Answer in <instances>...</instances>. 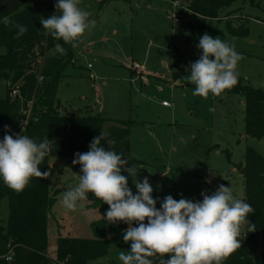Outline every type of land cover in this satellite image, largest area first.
<instances>
[{"label":"rangeland","instance_id":"374dc122","mask_svg":"<svg viewBox=\"0 0 264 264\" xmlns=\"http://www.w3.org/2000/svg\"><path fill=\"white\" fill-rule=\"evenodd\" d=\"M181 4L186 9L177 13L178 8L165 0H80L95 26L85 31L76 47L71 46L73 57L58 83L56 98L61 111L132 121L129 152L143 162L126 167L137 172V180L148 177L161 183L152 187L154 199L171 195L195 202L202 200L201 192L211 194L224 185L242 200L243 182L236 165L244 162L247 146L264 154V137L244 133L240 95H193L188 66L199 59L196 45L207 33L234 45L242 55L236 71L244 83L264 88V0H234L216 17L199 15ZM50 16L49 5L43 3L42 19ZM185 22L196 26L184 30ZM229 25H244L247 34L233 36ZM41 30L46 32L43 26ZM56 52L49 49L46 56ZM132 62L139 63L143 73L131 68ZM174 72L180 73L177 79L172 78ZM7 86L0 78V98L6 96ZM72 161L49 159L54 164L48 187L59 189L47 218L49 255L55 253L58 236L94 237L90 223L102 217L98 208L88 207L96 199L91 192L74 212L61 206L63 193L78 184L81 174L80 165ZM122 174L135 194L133 177L123 170ZM7 216L8 200L2 197L0 221ZM128 250L130 244L110 240L107 253L87 264H122L119 254Z\"/></svg>","mask_w":264,"mask_h":264},{"label":"trees","instance_id":"16d2710c","mask_svg":"<svg viewBox=\"0 0 264 264\" xmlns=\"http://www.w3.org/2000/svg\"><path fill=\"white\" fill-rule=\"evenodd\" d=\"M105 1L100 0V3ZM165 1L171 4L175 0ZM178 1L185 2L191 12L216 17L221 8L234 0ZM43 3L49 5L51 15L58 14L54 8L56 0H0V78L8 84L6 96L0 98V139L5 135V125L9 135L25 134L36 142L47 137L51 151L39 166L41 172H49V159L52 157L73 160L75 153L87 152L88 145L100 132L104 133L101 143L106 149L121 153L130 165L142 163L129 152L131 120L60 110L57 87L73 51L70 44L41 30ZM17 24L27 27L22 36L17 35ZM194 26L193 22L183 24L184 30L188 31ZM228 31L233 36H244L247 27L229 25ZM58 43L66 50L65 53L46 56V51L55 49ZM179 74L174 72L172 78L177 79ZM14 88L17 93L11 96ZM223 93L243 98L244 133L253 138H263L264 88H254L238 77L236 85ZM227 158L229 160V153ZM236 168L243 182L242 200L251 205L253 212L248 214L249 223H244L238 237L241 246L222 264H264V154L247 146L244 162L237 163ZM58 190L48 187V176L32 177L21 192L0 181V199L7 197L8 200V216L5 221H0V264H87L107 253L110 240L124 242L123 232L128 225L106 222L104 214L109 206L96 198L88 205L98 208L102 214L101 218L90 223L94 237L58 236L55 253L49 255L47 218ZM156 207H160L159 202ZM144 223H147V218ZM250 226L252 232H249ZM9 250L12 255L7 261L3 256Z\"/></svg>","mask_w":264,"mask_h":264},{"label":"clouds","instance_id":"9594fccd","mask_svg":"<svg viewBox=\"0 0 264 264\" xmlns=\"http://www.w3.org/2000/svg\"><path fill=\"white\" fill-rule=\"evenodd\" d=\"M79 4L80 0H56L54 8L59 15L40 20L43 30L76 47L85 31L95 26V21L89 20L90 11ZM16 27L18 36L27 31L24 25ZM196 47L201 55L188 66L189 80L195 85L193 95L219 96L236 85V69L243 57L234 45L204 33ZM55 49L60 54L66 51L59 43ZM8 132L5 125V135L0 139V181L21 192L32 177L49 175L41 172L39 166L51 146L47 137L36 142L25 134ZM102 140L104 133L100 132L88 145L87 152L75 153L72 163L80 165L79 182L63 193L60 203L63 209L74 212L83 207L89 192L106 203L109 208L104 214L105 221L128 225L122 238L130 244V250L119 254L122 264H222L241 246L238 239L241 225L249 223L247 216L253 209L234 197L231 187L219 185L211 194L201 192L202 200L195 202L176 200L171 195L163 200L154 199L148 177L135 179L137 172L126 167L128 159L106 149ZM122 170L133 177L135 194Z\"/></svg>","mask_w":264,"mask_h":264},{"label":"built area","instance_id":"2783aa9c","mask_svg":"<svg viewBox=\"0 0 264 264\" xmlns=\"http://www.w3.org/2000/svg\"><path fill=\"white\" fill-rule=\"evenodd\" d=\"M171 5L175 8H178V10L179 9H186L185 5H182L181 2L178 0L172 1ZM87 66H90V64H88ZM130 67L133 69H137L139 71L141 69V66L139 65V63H136V62H132L130 64ZM16 93H17V89L16 88L12 89L11 96H14ZM162 104L164 105V104H166V102L163 101ZM11 255H12V251L9 250L3 257L5 260L9 261L11 259Z\"/></svg>","mask_w":264,"mask_h":264},{"label":"crops","instance_id":"0c3cea01","mask_svg":"<svg viewBox=\"0 0 264 264\" xmlns=\"http://www.w3.org/2000/svg\"><path fill=\"white\" fill-rule=\"evenodd\" d=\"M140 65V64H139ZM141 66V65H140ZM92 68V67H91ZM140 71H141V73H143V68H142V66H141V69H140ZM165 105V104H164ZM54 163H49V168H51V166L53 165ZM164 176H166L165 174H164ZM163 176V177H164ZM149 182H150V185L152 186V187H158V186H160L161 185V183H156L155 181H150L149 180ZM242 197H243V193H242Z\"/></svg>","mask_w":264,"mask_h":264}]
</instances>
